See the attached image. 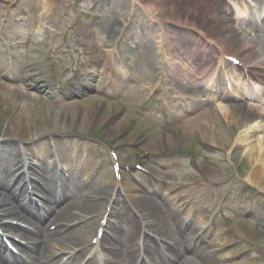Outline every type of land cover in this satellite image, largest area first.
Listing matches in <instances>:
<instances>
[{"label":"bare ground","instance_id":"6f19581e","mask_svg":"<svg viewBox=\"0 0 264 264\" xmlns=\"http://www.w3.org/2000/svg\"><path fill=\"white\" fill-rule=\"evenodd\" d=\"M140 2V0H133V3ZM147 3L149 4V7H152L151 9L157 14L155 17V20L159 22V30L155 33L154 36H152V31L147 30L146 37H144L143 40V49L145 51L146 55H149L151 59H155L157 56L159 59L162 58V62L167 64L173 65L175 62V55L177 52V44L181 43V41L178 40V42L175 43V50L172 48V46H165L163 47L162 44L165 42L172 43L176 38L170 37L164 27H163V20L171 19V20H177L178 22L182 23L183 25L191 24L195 28H200L201 25L203 27V33L207 35L210 42L219 43V37H223L222 35L227 34L226 40H225V46L228 50H230L233 55H239L242 59H247V55H259L261 58H263L262 67H264V41L260 40L258 36H254L253 38L248 39L245 35H242L241 33H238L236 30H232L229 27L220 26V28L216 29L217 24L213 21L211 18L212 13L217 10V5L219 3H222L220 0H147ZM8 4L10 5L11 2L8 0ZM182 4V7H179ZM53 3L48 1L46 3V6L43 11V17L46 19L49 12L52 10ZM132 10V7H131ZM215 14H218L215 13ZM214 14V15H215ZM211 16V17H210ZM117 19H114V23ZM200 21V25L197 24ZM112 24L111 26L107 27L105 29V38H106V44L104 48H96L94 50V54L102 57V59H105V64H101L97 66L95 69H93L92 77L100 79L103 76H106L104 74L105 68L108 66L109 58H113V52L108 53V50H110L113 42L115 41V37L117 36L120 28L118 25L120 24L117 22L116 24ZM122 29V28H121ZM157 30V29H156ZM229 33V34H228ZM150 37V41H145V38ZM229 42V43H228ZM195 47V46H194ZM207 47V46H203ZM200 46H197L198 51L200 53L201 50H205L211 59V54L208 48H203ZM214 55L219 54L216 47L211 52ZM2 56L3 54L0 53ZM213 55V56H214ZM217 57V56H215ZM213 57V59L215 58ZM108 58V59H107ZM157 59V58H156ZM190 59L192 63L194 64V71L200 70L201 71V65L192 59L190 55L188 54L187 60ZM212 61V60H211ZM222 61V60H220ZM43 63H40L38 65L39 67L42 66ZM206 66V65H204ZM203 66L202 69H205ZM189 67V66H188ZM45 68V66H44ZM92 69V68H91ZM201 74V73H199ZM43 76V75H41ZM4 77H7L5 75ZM3 79V69H2V63H0V103L4 104V112L5 109H9L10 112L13 113L12 116L7 121V118L9 117L8 113H0V117L5 114V121H6V128H3L0 124V132L3 133V136L9 137V140H6L5 142L0 144V154L4 157V159L7 161L8 165L11 167H14L16 163L17 157L20 156L21 149H19V141L17 138H21L22 142L25 141L31 142L34 140H40L41 136L51 134L53 132H63L68 131L72 128V125L77 122L78 126L81 128L80 131L83 133L84 140H91L90 136H87L84 134L83 131H86L89 127V125L99 126L102 124H107L111 120H114L115 117L118 115V113L121 111L120 105L113 102L104 101L103 99H100L99 97H91L88 100H86L84 104L85 108L82 110L84 111L79 115V113H72L70 115V119H67V116L62 119V112L64 110V113L68 112L67 105L65 106H56V99L52 98L49 100H45L41 98L40 96H37L38 93L34 92L36 88L38 87L37 84H34V78L25 79L24 83L21 85H13L8 84ZM210 83L212 82V79H210ZM209 82V80H208ZM207 82V83H208ZM209 84V83H208ZM46 94L51 93L52 90L45 86ZM55 90V89H54ZM53 90V93L55 91ZM86 90H89L88 86H81L79 94L80 96L83 95V92H86ZM37 91V90H36ZM195 93L200 94L203 93L204 90L201 88H195ZM53 95V94H52ZM55 100V101H54ZM107 102L106 110L102 112V108L104 107L103 104ZM46 105V113L48 117V122L51 123L50 126L48 124L42 123L44 116L39 115L37 113V109L44 110V107ZM105 105V104H104ZM8 112V111H6ZM259 113L257 110L250 109L246 115H244L240 121L242 122L241 131H239V138L238 142L240 144H245L249 140V136H247V133L250 130L256 129L255 127H252L254 118ZM74 114V115H73ZM183 116L181 119H184L185 125L183 128L176 130L177 137H182L184 140L186 138H189L190 132H193L195 130H199L202 128H212L217 123V119L215 114H213V111H200L198 114H195L193 116H188L187 119H185V116ZM228 118V116H226ZM229 119V118H228ZM69 121L68 125H66L65 121ZM122 122V123H121ZM187 122V123H186ZM232 122H235L233 120ZM124 121L119 122L118 127H112L110 130V133L120 136L122 135L123 130L125 129ZM69 128V129H68ZM244 130V131H243ZM219 137L217 140H215L216 144H221L222 141H228V137L226 133H224L222 130L217 131V136ZM15 138V139H14ZM261 140V139H260ZM260 140L258 139V148L257 149V155H260V157L264 160V143L260 144ZM46 139L42 140V143H45ZM150 142L156 143V140H151ZM221 142V143H220ZM253 149L249 153L252 155ZM255 180L258 182V185L260 189L264 191V165L261 168H257L256 171L253 172ZM110 182V181H106ZM108 184L104 183L103 188L100 190L102 193L108 190ZM169 204V202H166ZM99 204H94L92 207H94V210L97 209V206ZM21 207L19 205V202L15 199L13 196V190L7 186L5 183H0V211L5 212L9 215H20ZM62 215V214H61ZM63 217V215H62ZM2 220V218H0ZM74 234V235H73ZM70 236H64V238H74V243L77 245L80 241H82L86 235L87 232L78 231L74 232L72 231ZM133 234L129 233L128 238H126V241L123 243L122 246L116 248L113 252V254L116 256L117 259H121L124 256L127 257H133L134 255V244L132 240ZM34 239H36L35 236H33ZM77 241V242H76ZM58 242L60 243L61 247H64L65 249H69L66 247V240H57L55 239V236L53 233L49 234L46 243L42 242L43 245H45L44 249L46 253H49L52 248H54V243ZM38 244V243H37ZM40 244V243H39ZM38 244V245H39ZM75 244V245H76ZM234 251H229L227 258H233L235 256ZM78 255H71L70 258L66 259V261L63 264H74L78 260ZM63 258L59 259L58 261H62ZM203 264H207L210 262L207 258H201ZM119 261V260H118ZM243 263V262H242ZM41 264H49L47 261H43Z\"/></svg>","mask_w":264,"mask_h":264},{"label":"rangeland","instance_id":"374dc122","mask_svg":"<svg viewBox=\"0 0 264 264\" xmlns=\"http://www.w3.org/2000/svg\"><path fill=\"white\" fill-rule=\"evenodd\" d=\"M29 1L30 3L33 2V0H20V2L18 4L15 5V8H18L20 6L21 2H26ZM68 0H66L67 2ZM65 2V4H66ZM75 2V0H72V3ZM2 4L4 7L6 5L5 2L0 3ZM57 12L55 14V16L57 17L55 20H52V24H54V28L56 30H64L65 27L67 26V24H70L72 22V18H74V15H78L80 14V9L77 7V9L74 11L72 15V17L70 18V20L66 21L65 19H63V16H65V11H64V4H59L57 3ZM127 6L129 7V3L128 0H114L112 1V4L109 6L108 9H106L105 13H104V18L103 21L105 19V23L102 24L99 29H98V34L96 38H101L102 40L104 39V28L105 27H109L110 25H112L111 22L114 21V16L111 13V11L114 9V7H117L119 10L122 11V13L124 14V19H122L120 16H117V19L120 20V23H125L126 19L129 17L130 12L127 9ZM182 7V4L179 6ZM74 8V7H73ZM102 10V9H101ZM3 12V9L0 10V13ZM142 12V11H141ZM66 17V16H65ZM62 18V20H61ZM112 18V20H111ZM226 35V34H225ZM102 40L99 39L100 42H102ZM147 75H149L147 77ZM146 75V79L144 78V76H142L140 78V81L136 84H134L133 86V91H131L129 93V96H127L124 101L126 102L125 104H127V107L123 109V112H119V114L121 116H119V119H114L111 120L109 123L107 124H102L99 126H94V125H89L87 131H83L84 133H91L92 131H96V132H102L103 133V138L108 139L109 137H112L114 134L110 133V129L112 127H118L119 126V122L122 120L124 121L125 125V129L122 132V135L120 134V136H117L116 138H120L119 142L123 145V147H121V151H122V156L123 159L126 160L127 162H131V161H139V157H141L140 152L141 150H139L138 152L135 150H129V149H135L133 146L130 147L129 145L132 143H140L143 139H147L146 143L143 145H147L148 151H150L151 153H155L161 150H165V151H171V152H179L182 154H186L189 150H195L198 152L199 154V159L197 160L198 164H199V168L197 170V175H194V172L192 171L191 173L193 174L191 176V179L195 178L200 180V182H204L207 179H211L214 183L212 184L213 188H215V193L216 194H223L226 191L229 192V189L232 188H241L242 186H251L252 188H256V184H254V174H251V169L250 166L251 164H253V161L255 159L254 158V154L250 155L249 152H245V150L239 152L237 155H235L231 160H233L236 165H224L223 161L226 158V153L221 152L219 150V147H222L223 145L225 147H222L224 149H228V151L233 149V146H231V141H222V145L220 146H215L214 145V139H218L219 137H216L217 135L214 134L215 138L213 137V133L212 131H209L208 129H204L203 131H198V132H190L189 138L181 139V137H177V133L175 132L176 129L171 132L170 130H167V125L159 120L157 117H154L152 114H150L149 112H142L140 110V106L142 104H134L137 101L141 102L142 100L146 99L147 97V93H140L139 95L141 96V98H137L134 99L132 98L133 94H131L132 92H134L136 89L141 90L142 84L150 79L152 77V72H150V74ZM94 83H98V81L94 82ZM147 83V82H146ZM150 83V81H149ZM98 85V84H97ZM135 87V88H134ZM42 97V96H41ZM46 97V96H45ZM48 99V97H47ZM49 100V99H48ZM68 105V104H66ZM119 105V104H118ZM121 106V105H120ZM4 104L0 103V113H3L4 110ZM85 108L83 102H77L76 104L71 103L68 105L67 109L65 110H69L68 112L64 113L63 110V114H62V119H64V117L67 116V119H70V115L72 113H79V115L81 113H83L84 111H82ZM10 109V107H9ZM5 109V114L8 113L9 116L11 113L10 110ZM106 110V109H105ZM103 110V111H105ZM3 111V112H2ZM8 111V112H6ZM46 105L44 107V110L42 109H37V113L40 115L44 116V119L42 121V123L44 124H48V117H47V113H46ZM102 111V112H103ZM5 114H3L2 117H0V124L2 125L4 123L3 128H6V119H5ZM74 115V114H73ZM218 119V118H217ZM260 119V117L258 118ZM9 119L7 118V121ZM68 120L65 121L66 125H68ZM134 122H136V126H134ZM122 123V122H121ZM229 125H227V123H225L223 120L218 119V123L215 126L216 130H222L225 133H234L236 134V130L232 129L229 131ZM233 127L235 128L236 125L234 124ZM69 129V128H68ZM80 127L78 126V123L75 122L72 125V128L69 129L67 131L68 134H74L76 131V133L81 134L80 131ZM102 130V131H101ZM202 130V129H201ZM198 133V134H197ZM90 135V134H89ZM108 135V136H107ZM259 135H264V129L259 133ZM201 136H203L204 140L201 139ZM108 137V138H107ZM114 137V136H113ZM15 139V138H14ZM213 139V140H212ZM256 138H254L253 140H255ZM6 140H9V137H5L3 136V133L0 132V141L3 143ZM150 140H156V143L154 144L153 142H149ZM231 140V139H230ZM213 142V145H212ZM144 146V148H145ZM216 147V148H214ZM218 147V148H217ZM128 150L130 151V153H127ZM211 151H215L212 154V159L211 160H205L202 158V156L205 155H210ZM235 151V150H234ZM228 156V155H227ZM256 157V156H255ZM144 160L147 161V166H152L153 162L152 161L150 163L149 161V157L148 158H144ZM190 161L191 158L190 156H187L186 159V163L188 166H190ZM193 161V160H192ZM191 161V162H192ZM164 161H160L158 163L163 164ZM185 163V160L182 161L181 165L178 166L177 168H182L183 164ZM208 165L209 167H211L213 169V172L211 176H209V172H205V170H203V168ZM183 170V169H182ZM180 170V171H182ZM106 171V170H105ZM108 174V173H107ZM234 179V180H233ZM107 180H109V176H107ZM190 181V180H189ZM251 189V188H250ZM257 190V189H255ZM255 190L251 189V192L253 194L256 193ZM235 193V190H234ZM243 194V193H242ZM250 193L247 192L244 194V199L247 200L249 197ZM230 197H232V195H230ZM255 197L256 194H255ZM259 208L255 209V214L253 216L250 215H246L244 218L247 219L246 220V224H247V233L245 235H240V237H238L236 240H239V244L236 246L237 250L239 252L240 255L236 256L233 260H218L214 263V264H236V263H240L241 261L244 262V264H264V199L261 198L260 199V204L258 206ZM263 209V210H260ZM98 211H102L103 210V206H99L97 207ZM94 208L89 209V212L94 213ZM83 232L84 231H89V233L86 235V237L81 241L83 242L85 239L88 240L92 237L93 235V230H94V224L93 227L91 225L88 226H84L82 228H80ZM79 229V230H80ZM91 229V230H90ZM244 236V237H243ZM242 238V239H241ZM71 240V239H69ZM77 242V241H76Z\"/></svg>","mask_w":264,"mask_h":264}]
</instances>
